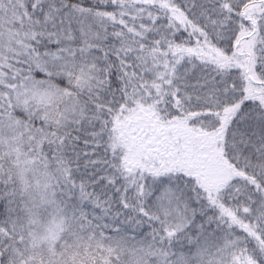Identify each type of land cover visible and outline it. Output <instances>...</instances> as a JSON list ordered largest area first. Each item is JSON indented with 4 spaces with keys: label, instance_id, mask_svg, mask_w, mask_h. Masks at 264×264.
Listing matches in <instances>:
<instances>
[{
    "label": "snow or ice",
    "instance_id": "obj_1",
    "mask_svg": "<svg viewBox=\"0 0 264 264\" xmlns=\"http://www.w3.org/2000/svg\"><path fill=\"white\" fill-rule=\"evenodd\" d=\"M0 264H264V0H0Z\"/></svg>",
    "mask_w": 264,
    "mask_h": 264
}]
</instances>
